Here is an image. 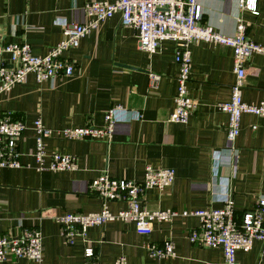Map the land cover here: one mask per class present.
<instances>
[{"label": "crops", "instance_id": "0c3cea01", "mask_svg": "<svg viewBox=\"0 0 264 264\" xmlns=\"http://www.w3.org/2000/svg\"><path fill=\"white\" fill-rule=\"evenodd\" d=\"M114 0H0V43H26L32 54L44 56L63 38L61 20L82 22L83 7ZM201 25L233 35L238 19L247 37L264 45V0H256L257 15L239 8L238 0H200ZM175 43L162 41L149 55L137 43L136 32L121 27L119 17L103 21L83 37L76 49L62 53L74 72L38 83L32 75L7 93H0V117L9 113L26 125L19 149L21 167L0 168V234L37 229L41 233L42 261H6L0 264H85L86 243L77 238L66 244L57 219L65 214L97 213L102 201L89 188L106 173L113 179L140 183L144 169L170 168L171 186L146 190L139 198L149 210H172L170 222L153 223L149 236L134 225L106 222L87 229L96 264H220L221 249L202 248L189 240L199 226L183 212L221 208L231 198L236 219L264 199V117L244 114L233 144L226 139L227 114L216 105L227 102L233 82L232 50L205 43L191 45L190 96L198 105L185 124L169 123L176 94ZM151 75L159 80L151 85ZM242 100L264 101V57L253 54L246 63ZM113 109L114 131L109 140L70 141L59 134L65 128H103L104 115ZM39 118L53 132L45 140L43 164L35 159L32 122ZM256 126V129H252ZM54 154L72 156L75 171H51ZM112 213L124 202L107 203ZM264 220V214H263ZM172 241L175 255L162 260L147 256L146 243ZM238 264H264V245L255 241L247 253L236 252Z\"/></svg>", "mask_w": 264, "mask_h": 264}, {"label": "built area", "instance_id": "2783aa9c", "mask_svg": "<svg viewBox=\"0 0 264 264\" xmlns=\"http://www.w3.org/2000/svg\"><path fill=\"white\" fill-rule=\"evenodd\" d=\"M239 8L257 15L256 0H238ZM82 22L60 21L63 38L46 55L35 56L30 45L26 43H0V93H7L14 86L23 84L29 75L38 83L57 77H68L74 72L73 64L62 58V53L76 49L80 40L89 32L98 29L99 25L115 15L119 17V25L131 28L136 32L139 48L154 54L162 41L175 43L174 61L177 66L176 94L173 98L174 108L169 114L168 122L175 124L187 123L198 103L188 90L191 69V45L205 43L227 47L232 50L233 82L230 98L219 103L216 108L227 114L228 124L226 139L231 145L240 132L241 117L244 114L264 117V101L259 104H247L242 100V90L246 77V63L253 54L264 57V45L251 41L247 35L245 23L238 19L233 35H223L214 31L209 25H201L202 10L200 0H114L113 2H93L83 7ZM151 85L159 80L151 75ZM105 126L96 128L85 126L65 128L59 133L62 138L70 141L111 139L114 131L113 109L104 115ZM26 125L14 119L9 113L0 117V168L17 169L21 167V158L25 154L19 149L24 138ZM252 129H256L253 126ZM35 141V159L39 167L43 164L45 140L53 136L42 121L37 118L32 122ZM77 161L72 156L54 154L50 157L48 169L51 171H75ZM175 172L170 168L155 169L146 166L143 180L140 183L111 178L106 171L93 179L90 191L102 201V208L97 213L65 214L57 219L61 234L68 245L77 238L86 243L84 248L85 264H96V253L86 231L93 226H101L110 221H121L134 225L135 231L141 236H149L153 223L170 222L179 214L172 210H149L141 207L139 198L149 189L163 190L173 184ZM124 202L126 208L112 213L107 203ZM264 199H258L253 210L242 213L236 219L235 205L231 198L222 203L221 208H207L192 212H183V217L193 216L198 219L199 226L191 231L189 240L193 245L221 249L223 261L220 264H238L236 252L247 253L252 244L259 241L264 245ZM144 250L154 260H162L175 255L172 241L165 240L162 244L146 243ZM28 260L39 263L42 261L41 233L37 229L23 230L20 233L0 234V263L6 261ZM113 264H127L124 257H119Z\"/></svg>", "mask_w": 264, "mask_h": 264}]
</instances>
